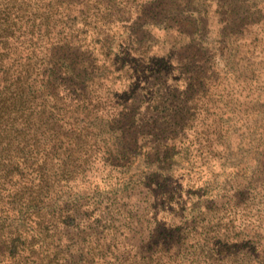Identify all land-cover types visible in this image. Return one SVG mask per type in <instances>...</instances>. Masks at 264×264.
I'll return each mask as SVG.
<instances>
[{
	"label": "trees",
	"instance_id": "trees-1",
	"mask_svg": "<svg viewBox=\"0 0 264 264\" xmlns=\"http://www.w3.org/2000/svg\"><path fill=\"white\" fill-rule=\"evenodd\" d=\"M139 1L87 0L77 9L75 0H0V264L153 263L154 254L148 263L126 255L117 242L125 234L106 232L99 216L90 177L132 165L112 141L132 142L162 168L187 162L209 173L224 145L237 154L255 144L264 67L232 68L238 79L230 80V68L219 71L194 39L117 50L115 24ZM187 18L167 33H189ZM246 29L252 37L242 45H253L254 58L263 29ZM102 161L112 167L100 169ZM246 173L228 189L227 230L248 237L239 263L249 237L264 232V176Z\"/></svg>",
	"mask_w": 264,
	"mask_h": 264
},
{
	"label": "rangeland",
	"instance_id": "rangeland-1",
	"mask_svg": "<svg viewBox=\"0 0 264 264\" xmlns=\"http://www.w3.org/2000/svg\"><path fill=\"white\" fill-rule=\"evenodd\" d=\"M86 1L75 0V6L78 9ZM181 17L192 20L181 25L189 33H167L168 23ZM250 26H260L264 34V0H140L115 24L114 40L119 45L117 50L128 53L137 44L146 46L159 39L179 46L194 39V44L216 58V68L222 73L228 68L229 72L232 68L247 72L254 65L264 67L263 46L255 53L259 55L251 58L253 45H242L250 42L252 34L246 29ZM227 78L238 79L232 72ZM251 129L249 140L256 142L248 153L239 148L235 154L224 145L227 155L217 161L214 173L201 164L187 162L162 168L150 162L144 150L134 149L132 142L127 145L113 140L114 150L129 152L132 165L125 173L115 169L112 178L107 171H98L89 180L92 194L102 201L99 216L107 217L106 232L125 234L117 242L125 247L126 255L140 252L147 256L148 263L154 254L150 264H158V257L160 264H178L180 260L184 264H263L264 232L249 237L247 251L243 250L249 256L240 263L233 261L240 251L238 246L248 237L244 240L243 234L228 232L226 219L233 204V191L228 192L231 184L242 181L240 174L245 172L254 179L264 176V111L255 117ZM97 164L100 169L112 167L105 161ZM154 171L157 174H151ZM111 181L118 186L111 187Z\"/></svg>",
	"mask_w": 264,
	"mask_h": 264
}]
</instances>
